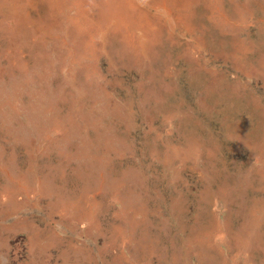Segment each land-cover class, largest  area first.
Masks as SVG:
<instances>
[{"label": "rangeland", "instance_id": "rangeland-1", "mask_svg": "<svg viewBox=\"0 0 264 264\" xmlns=\"http://www.w3.org/2000/svg\"><path fill=\"white\" fill-rule=\"evenodd\" d=\"M0 264H264V0H0Z\"/></svg>", "mask_w": 264, "mask_h": 264}]
</instances>
